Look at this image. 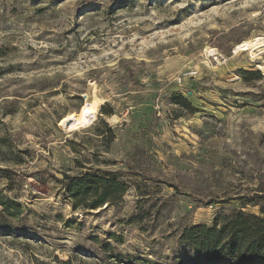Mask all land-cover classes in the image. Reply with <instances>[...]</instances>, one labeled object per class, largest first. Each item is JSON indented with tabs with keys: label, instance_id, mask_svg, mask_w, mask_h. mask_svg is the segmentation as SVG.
<instances>
[{
	"label": "rangeland",
	"instance_id": "1",
	"mask_svg": "<svg viewBox=\"0 0 264 264\" xmlns=\"http://www.w3.org/2000/svg\"><path fill=\"white\" fill-rule=\"evenodd\" d=\"M248 38L264 43V0H0V198L19 203L0 206V264H205L181 231L264 193V55L234 51ZM89 101L90 125L63 129ZM96 169L125 191L73 207L64 174Z\"/></svg>",
	"mask_w": 264,
	"mask_h": 264
},
{
	"label": "trees",
	"instance_id": "2",
	"mask_svg": "<svg viewBox=\"0 0 264 264\" xmlns=\"http://www.w3.org/2000/svg\"><path fill=\"white\" fill-rule=\"evenodd\" d=\"M241 73L246 78L252 75L260 77L258 70ZM170 97L171 102L183 110L196 112L190 101L180 93ZM108 105H102V113L112 114L111 108H105ZM6 172L3 170L1 177H9ZM62 182L67 188L65 194L74 202L73 207L89 199L87 206L90 209L120 197L126 188L123 181H119L112 172L99 169L81 172L77 176L64 174ZM238 199V208L225 214L220 221L215 220L210 226L197 224L185 227L179 235V243L199 256H207L205 264H264V193L250 197L238 196ZM247 205H259L260 213L241 209ZM0 206L2 211L9 213L19 203L9 198H0Z\"/></svg>",
	"mask_w": 264,
	"mask_h": 264
},
{
	"label": "bare ground",
	"instance_id": "3",
	"mask_svg": "<svg viewBox=\"0 0 264 264\" xmlns=\"http://www.w3.org/2000/svg\"><path fill=\"white\" fill-rule=\"evenodd\" d=\"M260 44L258 43L257 39H249L242 41L238 44L234 51H244V50H253L259 47ZM212 50H209L211 53ZM253 52V51H252ZM86 98V97H85ZM85 104L81 106V108L75 113H69L68 115L64 116L61 120L62 128L66 131H75L80 127H86L90 125V123L96 118V104L94 102H84ZM98 108V107H97ZM116 118L113 116L110 120H115Z\"/></svg>",
	"mask_w": 264,
	"mask_h": 264
},
{
	"label": "built area",
	"instance_id": "4",
	"mask_svg": "<svg viewBox=\"0 0 264 264\" xmlns=\"http://www.w3.org/2000/svg\"><path fill=\"white\" fill-rule=\"evenodd\" d=\"M257 48H260L261 50L260 55H264V43L263 44L261 43L260 46ZM209 57L212 58L214 61H217L218 58L220 57V54L213 52L209 54ZM197 73H198L197 68L184 69L183 71L179 72L176 75L175 81L178 82L179 84H182L185 79L194 77L197 75Z\"/></svg>",
	"mask_w": 264,
	"mask_h": 264
}]
</instances>
